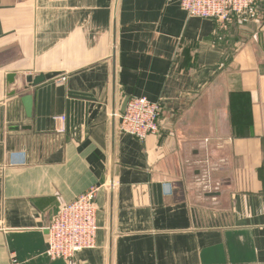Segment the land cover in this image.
<instances>
[{
  "label": "crops",
  "instance_id": "crops-1",
  "mask_svg": "<svg viewBox=\"0 0 264 264\" xmlns=\"http://www.w3.org/2000/svg\"><path fill=\"white\" fill-rule=\"evenodd\" d=\"M132 97L157 134L119 130ZM92 186L96 247L51 259ZM0 264H264V0L226 28L180 0H0Z\"/></svg>",
  "mask_w": 264,
  "mask_h": 264
},
{
  "label": "built area",
  "instance_id": "built-area-1",
  "mask_svg": "<svg viewBox=\"0 0 264 264\" xmlns=\"http://www.w3.org/2000/svg\"><path fill=\"white\" fill-rule=\"evenodd\" d=\"M189 16L215 19L221 27H227L234 15L251 11L257 0H180ZM162 106L147 97H132L125 110L118 115L121 132L138 139L159 132ZM60 131L65 130V116ZM98 186H92L73 201L63 205L48 227V255L51 259H73L78 253L96 247L98 236Z\"/></svg>",
  "mask_w": 264,
  "mask_h": 264
},
{
  "label": "water",
  "instance_id": "water-1",
  "mask_svg": "<svg viewBox=\"0 0 264 264\" xmlns=\"http://www.w3.org/2000/svg\"><path fill=\"white\" fill-rule=\"evenodd\" d=\"M12 77H13L12 75L9 76L10 81H11ZM42 80H43V76H38L35 79L34 83L37 84V83L41 82ZM22 100H23V102H24V104L26 106L27 113L30 116L31 115V110H32L33 97L31 95H25V96H23ZM128 101H129V98L126 99V102L124 104L123 110H125ZM110 246H111V244H110Z\"/></svg>",
  "mask_w": 264,
  "mask_h": 264
},
{
  "label": "rangeland",
  "instance_id": "rangeland-1",
  "mask_svg": "<svg viewBox=\"0 0 264 264\" xmlns=\"http://www.w3.org/2000/svg\"><path fill=\"white\" fill-rule=\"evenodd\" d=\"M215 20V19H214ZM229 24V23H228ZM228 26V25H227ZM226 28V27H225Z\"/></svg>",
  "mask_w": 264,
  "mask_h": 264
}]
</instances>
